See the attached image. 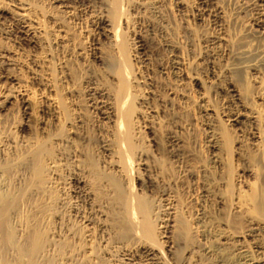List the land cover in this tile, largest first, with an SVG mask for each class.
I'll use <instances>...</instances> for the list:
<instances>
[{
  "label": "rangeland",
  "instance_id": "374dc122",
  "mask_svg": "<svg viewBox=\"0 0 264 264\" xmlns=\"http://www.w3.org/2000/svg\"><path fill=\"white\" fill-rule=\"evenodd\" d=\"M206 1L122 0L121 44L131 59L135 53L150 58L135 64L145 76L137 92H150L153 106L136 105L143 117L135 141L155 178L149 195L162 205V220L173 212L169 201L182 220L169 221V233L159 234L160 264H239L242 255L223 237L264 258V211L257 209L264 201L262 13L258 0ZM109 2L67 0L68 8H56L49 0H0V197L18 198L7 215L13 243L0 232L10 264H115L122 251L138 246L134 237L122 241L98 228L91 241L70 210L86 206L72 191L74 177L84 180L98 205L96 227L117 209L113 188L97 181L115 174V134L88 107L87 96L97 87L107 97L114 84L107 68L111 28L107 22L104 31L95 27L101 14L110 17ZM16 13H25L32 29L23 28ZM236 112L242 116L229 121ZM172 136L183 140V161L171 158ZM135 180L144 193V181ZM157 223L163 231L166 223ZM34 233L43 248L21 254Z\"/></svg>",
  "mask_w": 264,
  "mask_h": 264
},
{
  "label": "bare ground",
  "instance_id": "6f19581e",
  "mask_svg": "<svg viewBox=\"0 0 264 264\" xmlns=\"http://www.w3.org/2000/svg\"><path fill=\"white\" fill-rule=\"evenodd\" d=\"M49 1H53L54 4L57 3L56 6L53 5L56 8H57V6H60V5H61V7L62 6L67 7V5H66L67 0H49ZM201 1H202L201 2L202 4L207 3L206 0H201ZM257 2H258V5L260 6L261 13H262V20L261 19L260 20L262 21L263 26H264V0H258ZM108 4H109L108 5V9H109L108 12H109L110 17L107 18L108 17L107 15L101 14L100 17H98V19L96 20L95 27L104 31L105 28H103L102 26L107 22V23H109L108 26L111 28V30L109 32L111 34V39L113 38L112 41L110 39L111 44H112L113 55L108 60L109 62L107 63V68H108V72H110V74H111L110 77H112L114 80V84L111 87V91L110 90L108 91L109 93H107L108 94L107 97L105 96V94L103 92H100V90H97V87L95 89L91 88V90L87 96H89L88 102L90 105L88 107H92L100 115V117L107 120V122L111 124V125L109 124L110 127H112L111 132L113 131L115 134L114 135L115 136V145L114 146L116 147V150H115L116 152L111 157V160H112L111 164L109 163L111 165L112 170L115 172V174H114V176H109V177L98 175L97 181H100V184H101L105 180L107 185L110 186V188L111 187L113 188L114 197H115L113 200V204H116L117 209L116 210L114 209L115 211H112L110 215H107V214L104 215L103 214V216L106 218L103 220L101 219L100 220L101 222L98 221L99 223L96 227L95 226L96 221H95V218L93 215H95V211H99L98 210L99 208H96V206L98 207V205H96V203L94 202L93 196L91 195L90 191H88L87 188L83 187V186H85L84 180L81 178L74 177L72 179V181L76 185L73 184L74 188L72 189V191L76 195H78V197L82 198V201L85 203L86 206H83L84 209H80V208H76L75 206L74 207L72 206V208H70V210L72 212H74V215L80 219L79 222H81L83 224V227L80 229V233H83V232L86 233L87 234L86 236H88L89 238L91 237L93 239V234L96 231V228H98L100 230V232L104 233V235L106 234V231H107V232H112L115 236H117L118 239H121V240L122 239L124 240L125 238H128V237H134L136 239L135 241H138L137 242L138 246L136 247V250L135 251H132V250L122 251L119 255V258L116 260L115 264H160L161 261L158 262L157 256H158V253L161 252V251L160 252L158 251V248H161L162 246H160V247H158V246L163 242H160L161 240L159 239L160 238L159 234L160 235L165 234L166 232H168V231H166V229L168 230V228L170 226H173V225H170L168 223L169 221L174 222V223L176 222L177 224L178 223L181 224L182 220L179 216L180 215L179 212L177 211V209H176L175 205L172 203V201H169L167 204H165V205H168V207H166L167 210L168 209L173 210V212L169 211L170 213L169 212L167 214L165 213V216L170 215L171 217H169V218L166 217L167 219L165 221L162 220L164 218L161 219V216L163 215V212H164L162 205L160 207L158 205L156 206L154 201L151 199V196L149 195V192H151V190L153 189L151 187H152L153 183H155L154 182L155 178L153 180L151 174H149L148 167L150 166V163H148V161H146L147 157H145L144 151L138 149V145L135 141L136 135L140 132V129L138 131H135L138 127L136 125V121H138L139 119H141L143 117V116L142 117L140 116L141 112L139 113L140 110L138 109L137 106H140V107L142 106V107H145L146 109H149V110H151L153 107V106H151V103L149 101L150 96L148 94L150 92L148 94H144L143 96H142V93H138L139 91L137 92V86L139 85L137 83L140 81L139 79H141V77L144 78L145 76H143V71H142L141 67L140 66L135 67V64H137V63L140 64V62H142V61L145 62V60H149L150 58L149 57L145 58V56H147V55L142 56L140 53L139 54L133 53L134 54L133 58H132L133 60L130 58L131 56L129 57V53H130L129 50L130 49L126 45L121 44L120 38L118 36V25H119V20H120L121 15H122V7H123L122 0H111V2H109ZM15 7L17 8V6H15ZM21 10H23V9H21ZM16 16H18V20H16V21L22 22L23 28L30 27V29H32V24H30V22H29V24L26 23V20H27L26 17L27 16L25 13L24 14L20 13V14H17ZM148 26H152V24L148 23ZM152 31H154V29H152ZM135 42H136L135 44H138L141 41H135ZM135 44H133V45H135ZM136 48H138V49L142 48V44L136 45ZM131 52H133V50ZM133 61H134V63H133ZM147 62H149V61H146L145 64ZM160 62H161V60H160ZM160 64L162 65L161 71L164 74H167V72H165V70H167L166 69L167 67L165 65H163L162 63H160ZM146 77H148V76L146 75ZM145 79H147V78H145ZM148 79H150V77H148ZM113 80H112V82H113ZM152 81L149 82V84L154 87V84H153L154 82H152ZM140 86H142V85L140 84ZM148 86H146V87H148ZM163 87H165V85ZM20 94L25 95L22 93H20ZM22 100L24 102H27L28 98L25 97V99L23 98ZM3 103L4 102L0 103V107L3 106ZM144 112H145V110H144ZM150 112H149V114H151ZM240 116H242V113L236 112V113H234V115H232L229 118L230 119L229 121H236L237 122ZM70 120H72V119H70ZM142 121H144V120L142 119ZM142 121H141V123H142ZM142 127H144L145 129L148 128V127H146V125H144ZM109 136H112V135H109ZM176 138L177 137H173V136L169 137L168 143H169V146L171 147L170 155H171L172 160L176 157V158L180 159V161H181L182 159H184V153H185L184 151L186 150V148H185L186 146H184L185 149L183 148L184 151H182L181 149L184 145V144H182L183 140L182 141L177 140L178 138L177 139ZM167 153H169V152H167ZM186 156H188V155H186ZM174 161H176V160H174ZM184 166H185V164H184ZM184 168H183V170H184ZM113 171H112V173H113ZM182 172H184V171H182ZM183 174H187V173H183ZM134 176H136L135 177L136 180L134 179ZM155 176H156V174H155ZM187 176H190V175L188 174ZM133 179L135 181H137V180L144 181L143 182L145 185L144 186L145 191L143 190L144 193L138 192L137 187L133 183V181H134ZM164 193H163V195H165ZM9 195L10 194L3 195L0 197V207H1L0 208V216H1V218H0V232H2L4 234L6 241L11 243L14 239L13 238V230L11 229V227L9 225V221L7 220V215L10 213V211L12 210L13 207L17 206L18 198L14 197V196L12 197ZM111 198H113V197H111ZM169 200H172V199H169ZM216 203H218V202H216ZM257 209L260 211H264V201L263 200L262 201L259 200ZM160 220L166 223V225H164V227H162V228H164L163 231H159L160 228L158 227L159 224L157 223V221H160ZM108 221H110V223ZM96 232H98V231H96ZM220 234H221V236H223L222 233H220ZM221 236L218 239L221 240ZM31 238H32V243L28 244L31 246H29V248H26L25 250L24 249L20 250L21 254L23 252H26V251H31L32 253L35 254V253H38L39 251H41V249L43 248V244L41 242L39 234L34 233L33 237H31ZM223 238H224V240H226L225 241L226 245L227 244L229 246L232 245L231 246L232 248H230V250L232 249V253L234 252L236 254H240V256L242 255L240 258L239 264H264V258H259V256L257 257V256H253L251 254L245 253L246 251L243 249L244 248L243 246L235 247L234 244L237 241L236 242L233 241L230 238V236H229L230 239H226L225 237H223ZM92 239H91V241H92ZM105 241H106V239H105ZM15 242H16V240H15ZM93 242H92V244H94ZM84 246H86V245H84ZM4 247H6V245ZM91 247H93L92 248L93 252L96 251L95 245L91 246ZM22 248H24V246ZM28 253H30V252H28ZM4 255H5V252L3 250H0V259H2L1 260L2 262H0V264H10V262H8L5 259ZM25 255H27V253ZM19 256H21V255H19ZM35 261H32L29 264H36ZM36 262H38V261H36Z\"/></svg>",
  "mask_w": 264,
  "mask_h": 264
}]
</instances>
